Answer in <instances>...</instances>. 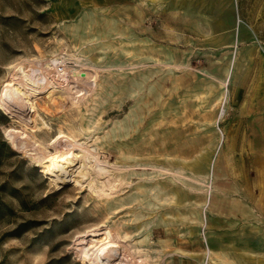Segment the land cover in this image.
<instances>
[{
  "label": "rangeland",
  "instance_id": "rangeland-1",
  "mask_svg": "<svg viewBox=\"0 0 264 264\" xmlns=\"http://www.w3.org/2000/svg\"><path fill=\"white\" fill-rule=\"evenodd\" d=\"M55 59L98 73L0 108V264H90L105 226L147 264H264V0H0V89ZM59 129L136 167L57 182Z\"/></svg>",
  "mask_w": 264,
  "mask_h": 264
},
{
  "label": "bare ground",
  "instance_id": "bare-ground-1",
  "mask_svg": "<svg viewBox=\"0 0 264 264\" xmlns=\"http://www.w3.org/2000/svg\"><path fill=\"white\" fill-rule=\"evenodd\" d=\"M37 64L38 63L31 67L20 65L19 69L13 72L8 81L4 83L0 89V108L4 109L5 112L10 113L12 116L15 114L13 110L18 104L21 105V109L24 110L23 113H25V115L26 112L32 110L33 106L30 96L42 91L43 87L48 90L51 84L49 82L51 76L58 80V82L54 84L55 87L63 88L60 98L74 104L79 101L80 97L89 96V91L92 89V85L98 73L96 69L92 68V65L76 64L67 66L59 62L58 59L43 64ZM51 86L53 85H50L49 88H51ZM33 111L34 115H36L34 109ZM34 126L35 125H31V128ZM54 142V145L57 142H61V144L56 145L57 147L55 149L52 147L54 153L48 155L42 166L49 176L56 177L57 182H63L66 178L67 171L72 170L77 163H79L77 169L73 171L75 172L73 176L74 180L78 178L89 180V178H92L90 181H93L95 178L99 180L100 185H98V187L102 190L103 194L109 195L110 193L112 194L113 189L120 184L116 176L127 169H134V167H136L130 165L120 167L118 165L109 164L107 160L105 161V159L103 160L98 157V152L93 148L94 146L92 147V144H89L86 140H79L72 131L64 132L59 129L56 138H54ZM39 158L42 159L44 156H40ZM154 169L165 174H177L189 182L206 186L201 179L184 174L185 172H177L164 167ZM209 196L210 193L207 191L206 199H208ZM114 232V230L107 226L100 228L101 237L93 244L90 249L91 251L87 254L88 258H90L87 263L147 264L143 256H137V254H135L136 252L132 251V249ZM139 251L140 250H138V252ZM209 252L210 248H207V253Z\"/></svg>",
  "mask_w": 264,
  "mask_h": 264
}]
</instances>
